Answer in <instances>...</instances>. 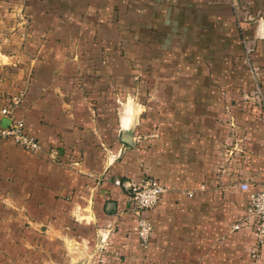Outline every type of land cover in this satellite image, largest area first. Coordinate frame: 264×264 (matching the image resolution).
I'll return each mask as SVG.
<instances>
[{"label": "rangeland", "instance_id": "1", "mask_svg": "<svg viewBox=\"0 0 264 264\" xmlns=\"http://www.w3.org/2000/svg\"><path fill=\"white\" fill-rule=\"evenodd\" d=\"M118 1L0 0V30L48 33L49 48L58 54L51 62H76V83L94 97L91 106L103 112L102 121L107 116L113 124L114 149L108 142L105 154L127 182L123 202L110 214L92 215L90 200L87 209L49 215L39 200H18L15 207L0 200V264H249L257 244L255 222L246 218V191L238 187L237 199L217 195L222 186L233 187L234 174L264 171L259 88L251 76L243 87L216 83L222 74L189 55L192 42L187 48L185 40L175 45L162 34L151 37L149 24L128 23L130 17L145 19L144 6L123 8ZM258 19L249 21L255 32ZM132 32L140 37L123 39ZM262 40L257 32L241 40L244 64ZM207 80L206 86L198 82ZM104 137L96 136L97 155L105 150ZM202 160L208 163L206 184ZM148 178L161 182L164 194L136 212L128 201L130 185Z\"/></svg>", "mask_w": 264, "mask_h": 264}, {"label": "crops", "instance_id": "2", "mask_svg": "<svg viewBox=\"0 0 264 264\" xmlns=\"http://www.w3.org/2000/svg\"><path fill=\"white\" fill-rule=\"evenodd\" d=\"M111 4L113 6V2ZM116 5L129 9L144 6L146 11L142 13L145 19L130 17L128 23L149 24L148 31L153 38L162 34L164 38L175 40V45H183L185 40L187 48L192 42L193 52L189 55L201 58L199 61L207 70H217L222 74L217 75L216 83L243 87L251 76L255 87L259 88L264 106V41L258 42L248 63L244 64L243 58L239 57L243 51L241 40L243 43L256 32L264 39V0H119ZM244 9L251 16L247 17ZM136 11L132 12L133 15H138ZM252 17L260 19L256 32L255 25L249 22ZM39 34L0 30V107L17 102L13 104V115L24 121L40 145L37 152L31 153L9 140L0 139V200L6 203L13 201V207L18 200H39L48 215L60 214L66 208L73 213L87 209L90 200L92 215L102 211L113 213L115 206L123 202L127 185L124 177L115 171L117 166L105 154L108 142L111 150L114 149L113 124L107 121V116L102 121L103 112L93 105L94 97L88 93L84 95L76 83L80 79L76 62L70 58L67 63L64 59L51 62L53 54L58 55L57 50L52 52L49 48L48 33ZM138 36L140 34L132 32L124 34L123 39ZM32 39L41 41L34 46ZM62 54L60 51L59 55ZM234 72L237 78H231ZM198 82H207L206 86L210 81ZM198 82L196 85H200ZM99 134L105 136V150L97 155L94 151ZM207 134L208 131H202V135ZM206 140L209 141L208 138ZM202 161L199 174L206 184L210 181L204 178L208 174L205 169L208 163ZM192 176L187 178V185H192ZM237 177L235 174L231 177L233 187L222 186L221 189H226L218 191L217 196L229 195L237 199L241 196L240 185L247 183L251 189L259 186L264 181V171L239 172ZM198 192H193L192 196ZM245 196L248 197L247 192ZM106 203L108 210L104 207ZM246 218H251L247 205ZM255 230L252 236L256 238L258 253L252 256L249 264H263L264 234L259 239ZM201 244L208 246L204 240ZM201 254L203 257L204 252ZM233 260L241 263L238 259Z\"/></svg>", "mask_w": 264, "mask_h": 264}, {"label": "built area", "instance_id": "3", "mask_svg": "<svg viewBox=\"0 0 264 264\" xmlns=\"http://www.w3.org/2000/svg\"><path fill=\"white\" fill-rule=\"evenodd\" d=\"M15 103L14 101L13 104ZM13 104L0 107V119L2 117L10 119L8 127L0 125V139L9 140L28 152H37L40 148L39 141L27 130L24 121L13 115ZM240 187L248 194L247 212L256 223L255 231L260 239L264 234V181L252 189L247 183H242ZM164 190L162 183L154 178H148L140 184L133 183L130 185L129 204L136 212L155 206ZM256 253L255 248L252 250V256H256Z\"/></svg>", "mask_w": 264, "mask_h": 264}, {"label": "bare ground", "instance_id": "4", "mask_svg": "<svg viewBox=\"0 0 264 264\" xmlns=\"http://www.w3.org/2000/svg\"><path fill=\"white\" fill-rule=\"evenodd\" d=\"M131 115V109L130 107L128 106L127 109L125 110V115L123 117V123L126 125L128 120H129V117Z\"/></svg>", "mask_w": 264, "mask_h": 264}, {"label": "water", "instance_id": "5", "mask_svg": "<svg viewBox=\"0 0 264 264\" xmlns=\"http://www.w3.org/2000/svg\"><path fill=\"white\" fill-rule=\"evenodd\" d=\"M9 122H10V119L9 118H7V117H2L1 119H0V125L2 126V127H8L9 126ZM126 141V140H125ZM127 142V141H126Z\"/></svg>", "mask_w": 264, "mask_h": 264}]
</instances>
